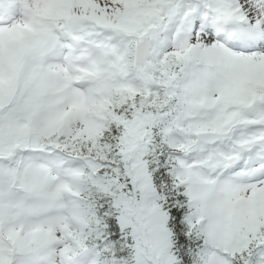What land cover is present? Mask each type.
Masks as SVG:
<instances>
[{"label": "snow or ice", "instance_id": "6c2138e0", "mask_svg": "<svg viewBox=\"0 0 264 264\" xmlns=\"http://www.w3.org/2000/svg\"><path fill=\"white\" fill-rule=\"evenodd\" d=\"M0 264H264V0H0Z\"/></svg>", "mask_w": 264, "mask_h": 264}]
</instances>
